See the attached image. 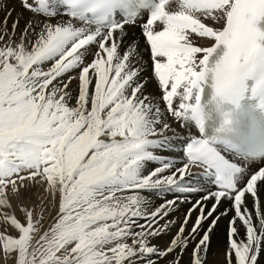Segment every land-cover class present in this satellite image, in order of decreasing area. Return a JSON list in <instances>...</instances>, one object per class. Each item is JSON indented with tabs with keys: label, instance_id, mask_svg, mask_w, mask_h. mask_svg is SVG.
Instances as JSON below:
<instances>
[{
	"label": "snow or ice",
	"instance_id": "6c2138e0",
	"mask_svg": "<svg viewBox=\"0 0 264 264\" xmlns=\"http://www.w3.org/2000/svg\"><path fill=\"white\" fill-rule=\"evenodd\" d=\"M176 3L179 10H171ZM44 4L45 0H22L37 22L30 21L18 41L6 28L0 34V209L10 208V199L22 203L30 187L40 184L46 185L44 199L53 205L58 200V211L35 240L42 215L34 220V211L24 208L25 224L0 211V217L18 230L17 237L0 233L4 253H18L16 264H156L154 256L165 257L187 246L182 234L192 212L199 209L190 233L194 239L202 221L213 217L222 200H228L235 211L230 224L238 219L246 228V239L238 241L233 238L238 228L230 227L235 264H257L264 245V212L257 202L259 221L254 226L246 194L255 198L264 190V166L237 185L209 189L189 209L166 250L150 246V238L168 228L159 222L176 204L166 202L159 210L145 211L141 192L153 183L183 180L193 168H203L209 161L219 162L212 147L201 143L192 163L182 169L146 177H138L136 169L151 140L170 132L173 123L182 126L189 115L199 117L200 82L217 47L226 46L225 55H230L240 36L249 43L264 36L259 26L264 21V0H158L143 24L158 80L150 94L146 89L151 78L140 79L147 49L131 43L119 51L126 26L131 25L128 20L111 19L97 32L86 21L74 27L77 22H65L59 11L46 14ZM65 12L73 18L74 13ZM41 15L51 22L41 21ZM200 16L211 18L212 26L201 22ZM156 21L163 25L162 31L154 30ZM18 23H12L13 34ZM74 70H79L76 75H67ZM73 81H78L76 94ZM159 90H163L166 109L155 106L160 103ZM161 111L167 122L157 120ZM216 148L224 151L222 146ZM240 164L245 166L243 161ZM248 167L251 172L253 166ZM209 200L214 203L205 213ZM230 210L211 220L190 264H202L199 253L205 250L209 232ZM229 256L226 253L227 264H231ZM173 264L180 260L174 257Z\"/></svg>",
	"mask_w": 264,
	"mask_h": 264
},
{
	"label": "bare ground",
	"instance_id": "6f19581e",
	"mask_svg": "<svg viewBox=\"0 0 264 264\" xmlns=\"http://www.w3.org/2000/svg\"><path fill=\"white\" fill-rule=\"evenodd\" d=\"M11 1L14 2L13 0ZM16 2L21 3L19 1H16ZM169 3H172V2L170 1ZM9 8L10 7H8V9ZM42 10L45 12L47 11V13H55L59 11L61 15L65 16V22L68 19H73V18H68L66 16V12H65L66 9L64 8V4L62 0H46V4L43 6ZM167 10H169L168 7H167ZM178 10H179V5L178 3H176V5L173 8V11H178ZM14 11H21V9L17 7L13 8L12 14H15ZM22 12L24 11L22 10ZM27 12L28 14L26 13V10L24 12L25 19L35 24L37 22L35 15L31 13L29 10H27ZM213 15H215V13H213ZM39 19L44 22H51L48 20V18H45L42 15L39 17ZM139 21L140 19L138 17L135 23L132 24V22H129V24L131 25L126 26V32L125 34H123L121 41H120L119 51L121 53L126 49V47L129 44L135 43L139 45L140 49L146 48L148 53L150 54V46L147 45V40L143 36V24L146 23V19H144V21L141 22V24L137 26V22ZM73 22L75 23L74 20ZM201 22L206 23V26H212L211 18L202 17ZM153 28L154 30L156 29L163 30V25L160 23V21H156L153 25ZM192 36L194 35L192 34ZM114 39H115V36H114ZM198 39L201 40L202 38H198ZM208 39H211V38H206L205 40H208ZM193 46H197V45L194 43ZM144 54H146V51L144 52ZM150 65H151V62H150ZM145 71L146 72H143V74L141 73L142 76H140V79H141V82H146L149 80V78H151L152 82L148 83V86L146 89V94H150L157 89L158 80H155L154 71H152V69L150 70L147 67V70ZM72 88L74 89V94H76V92H78L77 84L72 85ZM162 91L163 90H159L157 94L162 95V93H160ZM174 103H178V98L177 100H174ZM155 106L156 107L161 106L162 109H166V105L163 104L161 99H160V103L159 101H157V104ZM191 117L192 115L185 117L182 126H179L178 123H173V128L170 132L167 133L168 135L166 134L167 136L163 135L161 137V139L163 140H160V138H157L149 142L144 152L148 153L149 151H151V148H152L151 155L144 153L143 158L139 161L137 169H136V174L138 177H146L152 172H160L161 174L166 175V173H170L173 170L182 169V167L185 165L184 163L187 162L186 159L188 157L187 154H185L184 152L185 143L188 142L189 140H194L199 137L198 133L196 132L192 124ZM157 120L161 123L167 122V117L164 115L163 111L159 113ZM171 121H174V118H170V122ZM173 150L175 151L174 155L172 153ZM182 160L184 161L182 162ZM232 160L238 163L243 161L245 164V166L242 167V170L240 171V173L237 175V184L243 182L246 179L244 178L245 173H251V172L256 173L257 172L256 171V164L258 162L257 160H250L247 158H233ZM248 165L253 166L251 172H250V168L248 167ZM193 169L191 171L192 173H193ZM192 173L185 176L183 180L174 181L171 184H166L163 182L153 183L150 186L146 187L145 190L141 192L139 199L142 204L147 205V207L145 208V211L159 210L161 207L165 205L166 202L176 204L175 207L169 208L168 213H167L168 217H166L164 220H161L159 222L160 225L168 224V228L164 230L163 232H161L160 235L151 237L150 241L161 239V236L163 237V235H165L168 231L170 230L172 231V227H175V225L179 228L180 225L183 224V220L185 216L188 215L189 209L194 205V203L199 201L201 197L205 196L209 189H212V190L217 189L216 185L213 184L212 182L213 178H212V174L210 171L207 170L204 176L195 174V175H198L199 177L190 176V175H193ZM259 183L261 182H258V184ZM179 184L184 186L182 190L184 191V194L182 192V196H181L182 199L177 198L178 194L175 193L176 188L180 187ZM246 197H247L246 205L249 208V214L252 215L253 217L254 226L258 227L259 217L255 215L256 205H257V202H259L261 211L264 212V202H262V200L264 201V190H261L258 196L255 198L251 197V194H246ZM213 203H214L213 200L207 201L208 207L205 209V213L207 212L208 209H210ZM226 209H231V210L228 212L227 215L221 216L220 219L217 221L215 227H213L212 230L209 232L210 239L206 244V246L208 245V248L207 250H202L199 253V255H200L202 264H214V263L215 264H227L225 251L223 252L224 255L220 254L222 249L225 248L227 253L231 252L229 256L231 264H235L234 252L230 249V246H228V241H230L229 239L230 227L235 226L239 228L238 235L236 237H233L237 239L238 241L240 240L238 239L239 236H242L243 239H246V228L243 226V223L239 221L238 219L235 225L230 224V221L235 216V211H234V207H232V202L228 200H222L221 204L217 208V212L214 213L213 217H209L207 220L202 221V226L199 229V233L194 234L195 235L194 239L192 238V235H190V233L192 229L191 227H193L195 224L193 222L194 221L193 216L195 215L196 212L199 213V209H196L194 212H192L189 216V222H190L189 224H191V227L190 229H185L186 231L183 233V237H182L183 239L186 240L187 246L177 248L176 250H174L173 253L168 254V256H166L164 259L161 258L160 261L157 260L158 263L167 264L166 261H169L173 257H176L181 260L180 264H190V260L193 258V250L196 247V241H199L202 238L203 233L209 229L211 220L214 219L216 215H219L221 212H224ZM140 222L146 223V221L144 220H141ZM135 230L139 231L138 228H136ZM206 246H203V248L205 249ZM165 249L166 248L161 249V250H165ZM156 259H158V257ZM205 259H206V262L203 263ZM257 264H264V245H262L261 252L258 254Z\"/></svg>",
	"mask_w": 264,
	"mask_h": 264
},
{
	"label": "clouds",
	"instance_id": "9594fccd",
	"mask_svg": "<svg viewBox=\"0 0 264 264\" xmlns=\"http://www.w3.org/2000/svg\"><path fill=\"white\" fill-rule=\"evenodd\" d=\"M64 8L74 13L73 20L77 22L74 27L86 21L92 30L102 32L121 5L119 0H67ZM226 52L227 47L219 45L206 67L201 66L205 71L200 83L207 79L215 98L221 102L234 101L248 90L249 81L252 87L264 88V36L251 43L240 36L232 53L225 55Z\"/></svg>",
	"mask_w": 264,
	"mask_h": 264
},
{
	"label": "rangeland",
	"instance_id": "374dc122",
	"mask_svg": "<svg viewBox=\"0 0 264 264\" xmlns=\"http://www.w3.org/2000/svg\"><path fill=\"white\" fill-rule=\"evenodd\" d=\"M13 1L14 2H12L11 0H0V34H3V31L6 28L8 34L10 36H12V39L18 41L20 35L23 32V29L26 27V25L30 21L25 19V13L24 12H25V10H26L27 14H28V12H27V9H25L23 7V5H21L22 4V0H13ZM16 1H19L21 3H17ZM8 7H10V8L8 9ZM15 7L21 9V11H14L15 14H12L9 17L7 15L8 12L11 11V13H12L13 8H15ZM22 10L24 12H22ZM45 13H47V11ZM202 17H204V16H200L199 18L201 19ZM6 18H7V24H5V19ZM15 21H19V23H18L17 29L15 31V34H13L12 23L15 22ZM193 35L195 36V33H193ZM7 39H8V36H5V40H7ZM205 39L206 38H202L201 40H205ZM146 54L143 55V58H144V60L146 62V65H147L145 70H147V67H148V69H150V70L152 69V71H154V68L150 65V62H151L150 61V54L148 53V51H146ZM148 55H149V57H148ZM146 60H148V61H146ZM78 71L79 70H74L72 73H69L67 75H76ZM144 72H146V71H144ZM142 74H143V72H142ZM94 83H95V81H93V86H90V87H94ZM74 84H78V81H73L72 85H74ZM160 93H162V92H160ZM161 97H162V95H161ZM161 100H162V98H161ZM167 135H165V136H167ZM160 140H163V139H161V137H160ZM151 151H152V148H151ZM151 151H149L148 153H145V152L144 153L148 154V155L149 154L151 155ZM172 153L174 155L175 151L173 150ZM183 161L184 160H182V162ZM184 164H186V163H184ZM187 164H189V163H187ZM191 173H189V174H191ZM202 173H204V170L202 168L201 169L200 168H194L193 169V173H192L193 175H190V176L199 177L198 175H200ZM195 174H198V175H195ZM26 183H27V181H26ZM179 186L180 187H177L176 191H175V193L178 194V195L176 194L177 198H181L182 192L184 194V191H182L184 186L181 185V184H179ZM45 187H46V185L41 186L40 184H34V186L30 187L29 191L26 193L25 198L23 199L22 203H21V201H18L16 199H10L9 203H10L11 207L10 208H6V209H0V211H8L9 214L15 215L18 220H20L22 223H25V224H26V213L23 210L24 208H27L29 210H33L34 211V220L35 219H39L40 216L42 215L43 219L41 220V224L37 225V227L40 230H39L38 233L34 234V240L38 239L39 235H42L43 231L46 230L47 227L50 225V223L53 222L52 221V217L55 216L56 212L58 211V200L53 205V204H50L48 202V199H44V197H46V195H47L45 193ZM262 202H264V201L262 200ZM198 216H199V213L196 212L195 215L193 216V219H194L193 222L194 223H195V221H196ZM189 223L190 222L188 221V224H186L185 229H190L191 224H189ZM177 228L178 227L175 225V227H172V231L170 230L165 235H163V237L161 236V239L155 240V241H150V246H156L160 250L166 248L167 245L170 246V242H171L170 239H173L179 232V228L180 227L178 229ZM0 233L12 235L13 237H17L18 236V230H15L10 225V223L4 221L2 217H0ZM240 233H242V232H240ZM182 237H183V234H182ZM238 239H242V236H239ZM162 240H164V241H162ZM127 242L129 244H131V240L130 239L127 240ZM198 242L199 241H196V245L198 244ZM228 246H230V241H228ZM207 248H208V245L206 246L205 250H207ZM224 251H225V255H226L227 252H226L225 248L222 249L220 254L224 255V253H223ZM166 256H168V255H166ZM157 257L158 256H154L155 259ZM165 257H158V259H156V260L154 258L153 259L156 261V264H159L158 261H160L161 258L164 259ZM17 258H18V253H11V254H7L6 255L4 253V251H3V249H2V245H0V264H16ZM173 258L171 260H169V261H166V263L167 264H173ZM204 262H206V259H205V261H203V263Z\"/></svg>",
	"mask_w": 264,
	"mask_h": 264
}]
</instances>
